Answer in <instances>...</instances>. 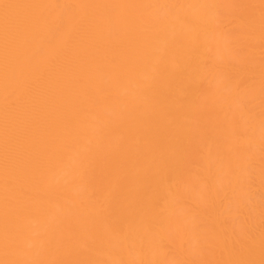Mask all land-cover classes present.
I'll return each instance as SVG.
<instances>
[{"label": "bare ground", "instance_id": "1", "mask_svg": "<svg viewBox=\"0 0 264 264\" xmlns=\"http://www.w3.org/2000/svg\"><path fill=\"white\" fill-rule=\"evenodd\" d=\"M0 264H264V0H0Z\"/></svg>", "mask_w": 264, "mask_h": 264}]
</instances>
